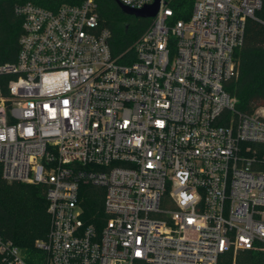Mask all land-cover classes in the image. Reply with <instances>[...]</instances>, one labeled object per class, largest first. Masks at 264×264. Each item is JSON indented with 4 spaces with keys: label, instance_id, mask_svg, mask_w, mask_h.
<instances>
[{
    "label": "built area",
    "instance_id": "2783aa9c",
    "mask_svg": "<svg viewBox=\"0 0 264 264\" xmlns=\"http://www.w3.org/2000/svg\"><path fill=\"white\" fill-rule=\"evenodd\" d=\"M12 1L22 32L17 60L0 63V166L46 189L44 264L264 255V107L237 111L225 87L262 0H194L186 20L160 0L127 62L98 0ZM82 185L105 190L99 227L83 219ZM0 264L28 262L0 238Z\"/></svg>",
    "mask_w": 264,
    "mask_h": 264
},
{
    "label": "trees",
    "instance_id": "16d2710c",
    "mask_svg": "<svg viewBox=\"0 0 264 264\" xmlns=\"http://www.w3.org/2000/svg\"><path fill=\"white\" fill-rule=\"evenodd\" d=\"M100 24L111 31L110 47L114 57L127 62L134 57L132 46L146 31L152 19L124 14L114 0H98ZM263 7L257 16L264 18ZM194 0H172L177 19H188ZM22 20L14 12L12 0L0 2V63H14L19 52ZM239 75L229 80L226 90L236 98L237 111L252 115L264 107V25L249 19L244 43L236 51ZM104 188L82 185L80 198L87 224L102 225L106 219L103 209ZM50 229L46 189L42 185L8 182L0 166V238L18 247L28 264H44L46 253L36 246L46 240ZM233 254L220 257V264H233ZM235 264H264V255L239 250Z\"/></svg>",
    "mask_w": 264,
    "mask_h": 264
},
{
    "label": "water",
    "instance_id": "95a60500",
    "mask_svg": "<svg viewBox=\"0 0 264 264\" xmlns=\"http://www.w3.org/2000/svg\"><path fill=\"white\" fill-rule=\"evenodd\" d=\"M115 2L124 14L142 19L154 18L157 15L160 7V0H156L152 5L146 6L142 9H131L118 1Z\"/></svg>",
    "mask_w": 264,
    "mask_h": 264
}]
</instances>
